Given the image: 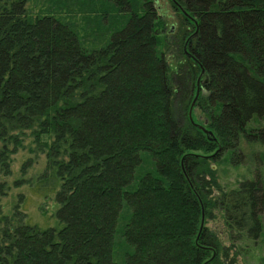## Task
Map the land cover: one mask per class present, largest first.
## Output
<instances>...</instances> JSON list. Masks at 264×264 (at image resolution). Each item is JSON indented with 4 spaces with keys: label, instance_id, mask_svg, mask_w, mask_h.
Wrapping results in <instances>:
<instances>
[{
    "label": "trees",
    "instance_id": "trees-1",
    "mask_svg": "<svg viewBox=\"0 0 264 264\" xmlns=\"http://www.w3.org/2000/svg\"><path fill=\"white\" fill-rule=\"evenodd\" d=\"M100 1L123 22L88 50L55 11L0 0V196L27 137L44 156L0 205V264H234L264 234V176L226 190L211 163L264 162L242 149L264 147V0H170L168 30L151 0ZM32 194L52 201L39 221Z\"/></svg>",
    "mask_w": 264,
    "mask_h": 264
},
{
    "label": "rangeland",
    "instance_id": "rangeland-1",
    "mask_svg": "<svg viewBox=\"0 0 264 264\" xmlns=\"http://www.w3.org/2000/svg\"><path fill=\"white\" fill-rule=\"evenodd\" d=\"M139 3L143 0H138ZM153 6L156 8L160 17L166 20V29L176 26L177 15L173 10L170 0H151ZM104 2L100 0H28L27 7L32 13H36L39 10L51 9L55 13L66 19L72 24L78 32L82 45L88 50L100 47L104 45L109 39L113 30L120 26L123 22L122 15L117 12H112L106 18L102 17ZM205 91V90H204ZM196 116L193 114V119L196 122H202L203 119L198 115L197 109H195ZM25 148L19 149L12 155V173L6 177L8 183L11 184L10 190L5 196H0V205L5 214H11L14 204L18 203V193H23L25 196H29L25 186L14 187L12 182L21 176L20 168L22 163L29 157L35 160L34 164L28 169L27 174L24 177L28 178L37 174L44 164L43 155L39 154L36 157V153L30 152L29 147H34L31 142V138L27 137L24 142ZM250 146V145H249ZM242 144V149L246 153H250L251 149L256 151L264 150V147L252 146L249 147ZM250 158H252L250 156ZM249 163V164H248ZM246 161L245 164L232 165L227 160H220L211 163V167L215 170L217 178L221 186L228 190L236 188L240 181L253 178V169L257 166L261 169L264 176V162L251 163ZM30 200V201H29ZM29 204L25 209L26 212L32 214L34 221L41 219V213L39 206L41 205L49 211L52 206L50 199H39L33 194L30 196ZM205 224L215 232H217L223 239V243L228 246L229 240H227L224 233V225L222 217L216 213V217L211 220H206ZM264 234L261 236V242L239 241L237 242L238 253L236 255V261L234 264H264ZM234 255V250L229 252V258Z\"/></svg>",
    "mask_w": 264,
    "mask_h": 264
},
{
    "label": "water",
    "instance_id": "water-1",
    "mask_svg": "<svg viewBox=\"0 0 264 264\" xmlns=\"http://www.w3.org/2000/svg\"><path fill=\"white\" fill-rule=\"evenodd\" d=\"M198 90H199V89L197 88V91H196L195 97H196L197 94H198ZM200 127L204 130V132L207 134V136L211 138V136H212L211 131L208 130V129H206V128H205L204 126H202V125H200ZM212 138H213V137H212Z\"/></svg>",
    "mask_w": 264,
    "mask_h": 264
}]
</instances>
